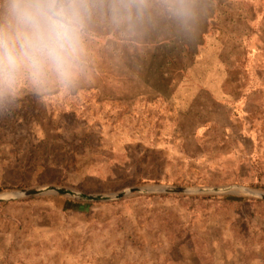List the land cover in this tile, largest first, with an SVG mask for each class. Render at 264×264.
Wrapping results in <instances>:
<instances>
[{"label":"rangeland","instance_id":"374dc122","mask_svg":"<svg viewBox=\"0 0 264 264\" xmlns=\"http://www.w3.org/2000/svg\"><path fill=\"white\" fill-rule=\"evenodd\" d=\"M143 2V15L119 26L93 23L90 72L75 90L27 94L0 114V195L49 186L88 195L164 186L264 192V0H198L186 27L157 10L159 0ZM168 94L179 111L191 108L189 151L194 112L226 126L218 100L236 98L235 125L200 131L203 155L185 158L173 103L159 98ZM122 141L144 147L108 156ZM0 264H264V201L244 193L7 201Z\"/></svg>","mask_w":264,"mask_h":264},{"label":"clouds","instance_id":"9594fccd","mask_svg":"<svg viewBox=\"0 0 264 264\" xmlns=\"http://www.w3.org/2000/svg\"><path fill=\"white\" fill-rule=\"evenodd\" d=\"M148 7L143 0H0V114L27 94L47 100L71 93L90 72L97 18L119 26ZM155 7L182 27L198 16V0H159Z\"/></svg>","mask_w":264,"mask_h":264},{"label":"water","instance_id":"95a60500","mask_svg":"<svg viewBox=\"0 0 264 264\" xmlns=\"http://www.w3.org/2000/svg\"><path fill=\"white\" fill-rule=\"evenodd\" d=\"M162 194V195H209V194H239L244 193L248 196L264 201V192H259L245 187H231V188H182V187H159V188H133L126 192L116 194V195H88L84 193H79L71 189L49 186L42 189H30V190H20L16 192H8L0 195V203L7 201H17L25 199H33L45 195H55L63 196L78 200L80 202L86 203H106L125 199L130 194Z\"/></svg>","mask_w":264,"mask_h":264},{"label":"crops","instance_id":"0c3cea01","mask_svg":"<svg viewBox=\"0 0 264 264\" xmlns=\"http://www.w3.org/2000/svg\"><path fill=\"white\" fill-rule=\"evenodd\" d=\"M161 100H169V102L171 101L173 103V105H171L170 103L168 104V110L171 111L172 113H174V117L172 119L171 124L173 125L174 129H175V137H176V134L178 135L181 134L182 137L184 136V139L182 138L181 140V144H180V152H182L185 156V158H200L202 155H203V145L200 143V140L201 139H205V137H201V132L200 131H203L205 130L206 128H209V126H215L217 127V129L220 131V130H223V129H228V125L230 127H234L235 125V120H234V117H235V110L234 108H232L231 106V103L232 104H236V102L238 100L235 99H232V101H229L228 99H219L218 101V104L222 105L224 109L227 110L228 112V115H229V119L231 122H229L226 126L224 125H220L219 123L217 122H212V121H207V114H206V110H199V113L197 112H194L193 115L197 116L198 119L200 120L195 122V127L193 128V134H191V138L194 139V143H195V149L193 151H189L187 149V134L185 132H183L185 126H187V114H191L192 111H191V108L189 109V111L187 112V110L183 113L181 111H179L178 109H176V98L175 96H173L172 94H168L167 96H160L159 97ZM231 107V108H229ZM184 114V115H182ZM200 115V116H199ZM203 121V122H202ZM237 128V127H236ZM174 137V134L172 135V138ZM123 141L117 145H113V149L114 150H111L110 152L107 150V154L108 156L112 157V158H121L123 157L122 155H125V156H128V147L129 146H132V145H135V144H139L140 146H143L144 147V144L141 142V143H137V142H130V141H126L124 142L123 144ZM159 149L162 150L163 149H166L167 146H163V147H158ZM151 149H154L155 148H151ZM158 149V150H159Z\"/></svg>","mask_w":264,"mask_h":264}]
</instances>
